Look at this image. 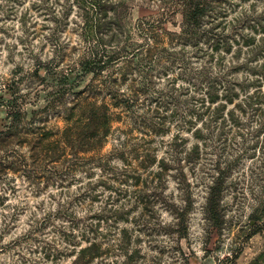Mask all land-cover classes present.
Here are the masks:
<instances>
[{
	"label": "rangeland",
	"instance_id": "obj_1",
	"mask_svg": "<svg viewBox=\"0 0 264 264\" xmlns=\"http://www.w3.org/2000/svg\"><path fill=\"white\" fill-rule=\"evenodd\" d=\"M228 2L227 19L264 8ZM156 6L0 0V264H264V102L233 127L240 99H203L217 63L242 79L235 46L213 61L165 39L137 65ZM222 106L224 125L196 117Z\"/></svg>",
	"mask_w": 264,
	"mask_h": 264
},
{
	"label": "trees",
	"instance_id": "obj_2",
	"mask_svg": "<svg viewBox=\"0 0 264 264\" xmlns=\"http://www.w3.org/2000/svg\"><path fill=\"white\" fill-rule=\"evenodd\" d=\"M150 1H154L155 4L158 3L156 7L161 9L163 13L159 19L156 18L136 26L135 31L142 39V43L135 45L136 49H139L136 64H144L150 67L157 63L158 60L154 61V57L158 56L157 50L164 45L165 39L169 40L167 46L170 45L171 48L178 44H182L179 45L181 47L194 48V55L202 54V47H205L206 51H203V55L205 54L207 59L213 61V56L220 47H222L221 54H226L232 46H235L237 47L236 53L232 59L237 60L240 56H244L242 62L235 69V72L240 71L243 75L242 79L238 80L236 73L222 72L223 68L220 69L217 63V75H207L202 80L205 88L203 94L205 98L203 99L210 103L219 99L225 105L240 99V102L227 114V120L233 127L236 126L234 112L246 113L247 110H251L260 116L262 114L261 104L264 102V8L260 14L255 15L254 6H252L245 11L238 12L234 18L227 19L229 13L228 0ZM171 12L173 14L180 13L182 17V28L177 34L166 32L162 26L165 18L163 16L169 15ZM238 28L245 31L244 34H235L234 31ZM161 35L165 37L163 38ZM200 46L202 47L200 48ZM142 52L145 58L139 59ZM221 60L217 59L216 62L221 64ZM227 77H229L228 80ZM113 95L115 96L116 93ZM222 111L223 106L212 111L206 108L204 114L196 117L201 118L206 115L207 118L215 119L214 122L220 119L219 125L221 126L226 123ZM195 131L199 132L197 129ZM195 150L196 148L193 149V151ZM216 173L218 176L209 189L207 201L208 211L212 213L217 205L216 199L220 194V183L224 176L223 171H216Z\"/></svg>",
	"mask_w": 264,
	"mask_h": 264
}]
</instances>
